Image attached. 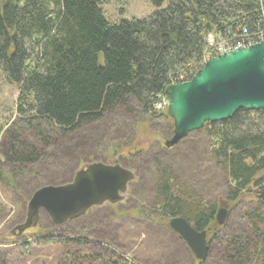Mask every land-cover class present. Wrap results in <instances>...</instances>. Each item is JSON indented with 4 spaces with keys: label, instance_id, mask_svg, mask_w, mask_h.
<instances>
[{
    "label": "trees",
    "instance_id": "16d2710c",
    "mask_svg": "<svg viewBox=\"0 0 264 264\" xmlns=\"http://www.w3.org/2000/svg\"><path fill=\"white\" fill-rule=\"evenodd\" d=\"M106 1L0 0V68L19 90L18 117L0 149L14 172L41 162L52 135L66 138L107 115L173 120L168 105L156 106L175 80H190L203 67L208 35L242 36L247 29L258 37L264 26V0H169L166 7L165 0H152L153 14L119 21L106 16ZM204 127L210 154L226 176L224 193L204 201L173 169L157 163L158 214L151 217L168 225L184 216L206 230L223 264H264V110L241 109ZM119 150L116 145V157ZM246 198V222L219 225L222 201L236 205ZM55 242L62 247L58 264H133L107 244L98 243L100 250L91 254V241L82 236Z\"/></svg>",
    "mask_w": 264,
    "mask_h": 264
},
{
    "label": "rangeland",
    "instance_id": "374dc122",
    "mask_svg": "<svg viewBox=\"0 0 264 264\" xmlns=\"http://www.w3.org/2000/svg\"><path fill=\"white\" fill-rule=\"evenodd\" d=\"M168 3L165 0L163 7ZM156 10L152 0H107L104 5L112 21L141 18ZM18 95V87L0 68V147L6 129L18 117L14 108ZM145 117L119 112L66 138L52 135V145L44 152V159L21 173L9 167L0 149V264H58L62 247L55 241L81 236L91 241V254L100 250L98 243L107 244L133 264H223L217 256V244L210 247L205 261H197L195 256L194 260L183 239L170 229V220L167 225L151 217L158 214L157 163L173 169L204 201L224 193L226 176L210 154L205 127L168 148L165 141L173 136V120ZM31 142L35 145L37 141ZM116 145L123 152L120 157L113 154ZM95 162L120 164L132 171L133 179L119 201H106L61 224L54 223L43 210L34 224L25 226L28 205L36 190L71 183L80 169ZM250 202L248 198L236 205L222 201L220 208L227 209L229 228L246 222L243 214L250 211Z\"/></svg>",
    "mask_w": 264,
    "mask_h": 264
},
{
    "label": "water",
    "instance_id": "95a60500",
    "mask_svg": "<svg viewBox=\"0 0 264 264\" xmlns=\"http://www.w3.org/2000/svg\"><path fill=\"white\" fill-rule=\"evenodd\" d=\"M168 113L174 122L168 148L176 146L206 123L232 118L239 110H264V40L209 59L195 75L166 90ZM133 173L120 164L95 162L80 169L66 185H47L32 195L25 226L34 224L44 210L61 224L104 202H117ZM226 207L219 208L217 222H226ZM170 229L179 235L199 261L210 253L208 233L197 230L184 216L171 218Z\"/></svg>",
    "mask_w": 264,
    "mask_h": 264
},
{
    "label": "built area",
    "instance_id": "2783aa9c",
    "mask_svg": "<svg viewBox=\"0 0 264 264\" xmlns=\"http://www.w3.org/2000/svg\"><path fill=\"white\" fill-rule=\"evenodd\" d=\"M260 34L258 37H251L247 29H244V34L242 36H238L234 34L232 36H216L215 34H209L206 38V50L203 57L202 65L211 59L212 57L219 56L224 53H228L238 48L248 47L254 43H257L261 40H264V26L260 28ZM189 79H185L184 77L175 80L173 82L183 83L188 81ZM165 105H168V99L165 98L161 103H159L156 108L163 109Z\"/></svg>",
    "mask_w": 264,
    "mask_h": 264
}]
</instances>
